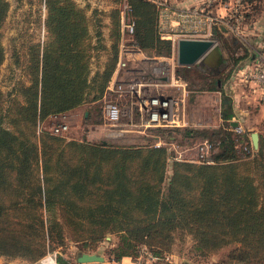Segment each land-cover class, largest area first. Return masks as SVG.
I'll use <instances>...</instances> for the list:
<instances>
[{
    "label": "trees",
    "instance_id": "1",
    "mask_svg": "<svg viewBox=\"0 0 264 264\" xmlns=\"http://www.w3.org/2000/svg\"><path fill=\"white\" fill-rule=\"evenodd\" d=\"M43 1L45 39L27 46L24 79L6 92L0 89V255L36 260L48 243L63 241L66 231L93 247L107 234H118L114 260L135 256L141 245L163 257L179 233L191 238L197 256L231 245L222 264H264V140L253 156L237 158L226 123L233 115L229 93L221 91L223 124L217 131L183 130L186 136L219 138L214 161L173 160L169 175L165 146L53 134L42 121L101 97L117 59L119 11H92V18L107 15L106 38L102 18L95 17L92 31L86 7L75 0ZM129 2L137 44L169 54L171 40L158 33L156 5ZM8 6L0 0V69ZM100 50L111 53L103 67L92 70L93 52Z\"/></svg>",
    "mask_w": 264,
    "mask_h": 264
},
{
    "label": "rangeland",
    "instance_id": "2",
    "mask_svg": "<svg viewBox=\"0 0 264 264\" xmlns=\"http://www.w3.org/2000/svg\"><path fill=\"white\" fill-rule=\"evenodd\" d=\"M9 3L6 17L2 25V43L5 49V59L1 65L0 69V89L4 92L11 89L17 79H22V63L25 57V51L27 46L30 43L42 42L45 39V28H44V18L46 15V8L44 6L43 0H7ZM80 6L86 7L87 13L92 19V31H94V19L95 17L102 18V23H105L103 26V32L107 38L109 28H108V18L104 13H98L92 16V11L94 9L101 10H111L114 7L118 8L119 1L115 0H75ZM203 1L199 0L198 2ZM226 3H230L231 0H212V5L219 12H224ZM197 3V2H196ZM223 4V6H222ZM230 11V8H226ZM119 11V9H118ZM264 23V0H242V5L238 9V15H233L230 18L229 26L232 29H227V35L224 32H221L217 37H215V44H218L222 50L223 59L220 62L219 68L216 70L210 69L209 66L202 60V56L192 64L187 66L180 65L177 63V59L171 57H177L176 51L172 55H153V50H146L145 54L148 56H153L155 59L161 60L158 63L153 64L149 63H140L139 65L143 70L150 72L153 67H156L157 72H169L173 67L175 68L179 76L185 77L188 81V93L186 94L185 101V111L186 117L190 121L194 120L195 124L191 125L193 129L196 130H214L217 131L219 126L217 102H215V96L218 94V87L220 81L226 77L227 72L233 66V60L235 55L234 44L231 37L239 39L238 45L245 47L243 51L248 52L247 48L249 45L245 43L243 39L246 28L248 29L249 34L248 41L253 43L251 40L252 37L256 35L251 34L258 32L257 29L263 30ZM258 24V25H257ZM238 29V33L234 29ZM243 31V32H242ZM262 33V32H261ZM254 35V36H253ZM263 38V34L260 35ZM106 40V44L109 46V40ZM241 43H244L241 45ZM240 49V48H239ZM263 48L259 49L262 51ZM108 53H111L109 50ZM104 50L99 52L94 51L93 57L91 59L92 70L103 67L108 53ZM16 57L20 58V62L17 63ZM217 65V66H218ZM146 71V72H147ZM24 79V78H23ZM212 87V88H210ZM169 91H172L169 87ZM179 90H175L174 94L177 96ZM155 92L154 88L148 93ZM200 95V96H199ZM130 111H127L121 120L123 122L130 119ZM100 108L99 102L97 99L85 101L76 107L69 109L65 112V116H61L65 123L68 124V129L63 132V136L66 139H75L80 141H91L97 143H105L112 145H137V146H150L154 141L153 139L146 135L156 132L154 130H148L144 132H123L122 134L117 135L115 132L124 127L123 124H109L105 122L100 117ZM135 115H133L134 118ZM136 119V117L134 118ZM46 120V119H45ZM44 120V121H45ZM41 122V127L42 123ZM195 125V126H194ZM43 128V127H42ZM48 130V125L44 127ZM189 128V127H188ZM130 133H138L136 135ZM159 132H157L158 134ZM166 135L167 132L159 133V135ZM176 136L178 141H181L184 137L183 130H176L173 133ZM190 136V135H189ZM193 141L196 142L201 138V135L191 136ZM214 137V135L204 136V138ZM105 141V142H103ZM167 174L171 172V163L172 160L168 161ZM175 241L172 245V249L176 252L182 253L189 244L187 235H180L179 233L175 234ZM119 236L115 233H109L105 237L99 239L94 247L88 245L89 242L85 240H74L72 236L66 231H64V239L61 242L54 241L48 243L46 246V251L38 259L32 260L22 256L8 257L5 255H0V264H34L39 261L43 256L48 252H51L55 255L57 264H74L75 257L77 253L81 251L95 252L101 254L104 257L103 261H91L80 264H112L113 256L115 249H117L119 244ZM231 245L225 246L222 249L218 250L216 253H223L222 259L229 260L226 256L231 249ZM119 250V248L117 249ZM215 254V253H214ZM212 255V254H211ZM221 255V254H220ZM210 256V255H208ZM195 259H200L202 261L205 257L194 256ZM48 258V257H47ZM61 258V259H60ZM196 264V263H195ZM209 264V263H208ZM230 264V263H229ZM231 264H235L232 263ZM243 264V263H242Z\"/></svg>",
    "mask_w": 264,
    "mask_h": 264
},
{
    "label": "built area",
    "instance_id": "3",
    "mask_svg": "<svg viewBox=\"0 0 264 264\" xmlns=\"http://www.w3.org/2000/svg\"><path fill=\"white\" fill-rule=\"evenodd\" d=\"M149 1H152L158 10L157 30L160 37L171 40L172 49L167 56L175 51L177 53V40L182 37L211 39L215 43V37L223 32V29H232L229 26L230 18L238 15V9L242 5V0H231L230 3L225 1V7L222 4L225 11L219 12L212 5V0L186 5L177 4L175 0ZM226 8H230V11ZM118 9L120 37L117 59L104 91L97 99L100 117L109 124L124 125L115 132L117 135L123 132L156 131L151 135L146 133L154 141L149 145L167 147L168 160L213 162V154L219 149V138L201 137L194 142L193 137L184 135L181 141H178L173 134L176 130L182 131L186 127H191L188 125L190 123L185 111L189 80L179 76L174 67L167 73L162 71L158 73L156 67L150 72L143 70L140 63L154 66L161 60L148 56L145 54L146 50L137 44L129 0H120ZM234 31L238 33L237 27ZM153 52V55L160 56ZM171 57L177 59L175 56ZM248 74L264 91V50L257 52ZM169 87L172 91H169ZM151 88H154L155 92L148 93ZM175 90H179L177 96L174 94ZM128 110L130 119L123 122L121 118ZM65 112L50 115L47 121H44L46 124L42 123V127L48 125L51 133L63 135L68 129V124L61 118L65 116ZM133 115L136 119L131 118ZM230 121L231 119H228L226 123L232 132L237 158L253 156L256 149L252 144L250 132L240 122L232 126ZM157 132L167 134L159 135ZM139 250L151 255L145 245H141ZM47 257L53 264H57L56 257L51 252L43 256L39 262L42 264V260Z\"/></svg>",
    "mask_w": 264,
    "mask_h": 264
},
{
    "label": "crops",
    "instance_id": "4",
    "mask_svg": "<svg viewBox=\"0 0 264 264\" xmlns=\"http://www.w3.org/2000/svg\"><path fill=\"white\" fill-rule=\"evenodd\" d=\"M198 1L199 0H175V2L180 5L193 4ZM262 24L263 30L257 29L258 32L251 33L256 35V37H250L253 43L248 41L247 34L249 33H247L248 29L246 28L243 39L245 40V43L249 45L247 48L248 52L243 51L245 47L241 48L242 46L238 45L239 39L231 37L234 48L237 49L235 51V55L236 57L240 58L236 63H233V66L227 72L226 77L220 81V85L217 90L218 94L215 96L219 118L217 126L220 127V125L223 124L222 118L220 116V108L221 91H224L229 93L232 100L231 106L233 115L231 120H237V123L240 122L243 124L250 134L252 131H256L259 135V143L261 139L264 140V91L255 81L250 78L248 71L256 59L257 52L264 46V37H260L261 34L264 36V23L262 22ZM223 32L225 35H227L226 33L228 31L223 29ZM243 44L244 43H241V45ZM216 51L217 50L213 49L211 51L212 53L208 52L206 54V59H203L209 68L214 70L219 68L218 64H220L215 61V59L218 57V52ZM190 123L193 125L196 122L191 120ZM187 244H189V246L184 249L182 253L176 252L174 249H172L165 256L158 257L152 253L151 256L148 255V252L145 253V251L139 250L135 256H122L118 260H113L112 264H222L221 258L223 253L219 252L212 254L200 261V259H195V254L190 250V246L192 244L190 237Z\"/></svg>",
    "mask_w": 264,
    "mask_h": 264
},
{
    "label": "water",
    "instance_id": "5",
    "mask_svg": "<svg viewBox=\"0 0 264 264\" xmlns=\"http://www.w3.org/2000/svg\"><path fill=\"white\" fill-rule=\"evenodd\" d=\"M213 49L218 52V57L215 61L220 63L223 59L221 47L218 44H215L211 39L182 37L177 40V61L179 64L189 65L197 61L201 56L203 57L202 60H205L207 56L206 54L211 52ZM230 124L235 126L237 124V120L232 119ZM251 140L254 148L257 149L259 147V135L256 131L251 132ZM103 260L104 257L101 254L81 251L77 253L75 257L76 262L74 264ZM34 264L41 263L37 261Z\"/></svg>",
    "mask_w": 264,
    "mask_h": 264
},
{
    "label": "bare ground",
    "instance_id": "6",
    "mask_svg": "<svg viewBox=\"0 0 264 264\" xmlns=\"http://www.w3.org/2000/svg\"><path fill=\"white\" fill-rule=\"evenodd\" d=\"M42 264H53V262L51 259L46 258V259L42 260Z\"/></svg>",
    "mask_w": 264,
    "mask_h": 264
}]
</instances>
